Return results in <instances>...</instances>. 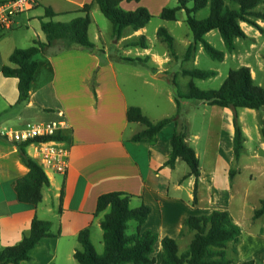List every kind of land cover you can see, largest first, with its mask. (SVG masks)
Masks as SVG:
<instances>
[{
  "label": "crops",
  "instance_id": "crops-1",
  "mask_svg": "<svg viewBox=\"0 0 264 264\" xmlns=\"http://www.w3.org/2000/svg\"><path fill=\"white\" fill-rule=\"evenodd\" d=\"M86 4L91 5V26L95 23L94 13L99 9L93 0H38L34 9L15 17L11 31L0 33V129H20L28 124L63 120L66 123L63 133L67 139L64 144L69 149L65 174L42 167L49 185L42 189L43 199L34 206L17 200L14 184L28 171L18 159V148L0 138V250L18 244L27 236L33 218L37 217L51 222L52 234L58 235L43 238L29 252L30 260L21 264H78L73 255L82 249L77 239L80 231L88 229L91 242L98 240L103 247L100 229L103 214L95 216L96 202L104 194L120 192L131 196L128 203L130 209L143 205L150 210L139 230L158 235L150 256L155 264H162V238L176 240L178 253L185 252L193 235L179 236L184 221L189 217L208 216L214 211L226 212L240 228L237 260L264 264V215L254 218V212L261 207L264 197L260 195L251 204L249 189L244 185L242 175L235 172L231 178L230 174L233 163L237 161L232 148L234 127L231 109L210 106L215 116L210 123L214 120L217 127L212 136L207 134L213 149L201 146V132L193 130L189 111L183 118L187 125L185 141L193 148L199 162L198 179L190 174L189 167L180 159H176L173 168L164 165L171 156L174 123L167 124L158 132L154 143L130 141L145 126L126 120L128 108L139 107L152 123L171 118L173 113L163 112L156 116L159 107L156 105L152 110L151 104L150 114L154 116L147 114L148 105L144 98L138 103H130L119 84L114 63L135 68L133 77H142L141 72L145 69L152 80L166 79L171 88L168 102L175 114L177 105L172 82L187 77L182 71L192 69L181 66L177 71L171 67L178 58L184 64V54L193 36L190 29L185 28L184 11L176 14L175 22L169 23L162 20L159 14L166 7L175 8L177 0L122 1L120 7L126 12H133L139 7L149 11L152 18L144 28L137 31L124 29L119 38H113L111 31L106 39L104 36L107 33L97 26V34L89 39L94 45L92 50L59 52L51 48L48 54L37 55V68L30 84L28 101L18 102V79L4 77L2 73L4 65L10 66L9 56L15 49L31 47L34 40L45 42L41 30L45 8L52 9L56 15L55 22L67 23L79 16L75 11ZM40 8L43 13L38 12ZM59 19L67 20L61 22ZM240 26L249 40L246 32L250 28L245 23H240ZM160 28L172 36L174 58L166 44L158 38ZM179 31L184 38L178 40L175 32ZM215 32L218 31L209 32L204 39L208 42V38L216 36ZM141 36L145 47L128 46ZM177 47L180 48L179 53ZM200 48V45L197 46L196 53ZM191 61L197 62L196 54ZM182 101L186 105L190 103L187 99ZM201 104L204 106V103L198 102L194 110L200 109ZM240 109L236 113L244 133L245 147L247 130L241 122ZM26 151L28 156L29 150ZM129 223H134V233L137 225ZM102 250L95 252L101 254Z\"/></svg>",
  "mask_w": 264,
  "mask_h": 264
},
{
  "label": "trees",
  "instance_id": "trees-1",
  "mask_svg": "<svg viewBox=\"0 0 264 264\" xmlns=\"http://www.w3.org/2000/svg\"><path fill=\"white\" fill-rule=\"evenodd\" d=\"M139 2L140 0H93L102 16L111 23L113 38H119L123 30L137 31L144 28L151 20L149 11L139 7L133 12H126L120 7V3ZM178 5L166 7L159 14L162 20L176 21V14L185 12V23L192 33V43L187 47L184 60H192L200 45L205 54L212 60L224 62L225 53L214 48L204 38L211 31H218L220 40L227 54H232L235 49L236 39H247L240 23L260 30L257 21L264 22V13L257 11V7L264 0H177ZM191 3V6H188ZM209 9V15L203 20H197L195 14L203 9ZM91 5L86 4L77 10L76 16L67 23L55 22L56 15L51 8L44 9L41 19V30L45 36V42L34 40L31 47L15 49L8 58V65H4L2 73L4 77L17 78L18 102L28 101L31 81L37 68L35 57L39 54H48L53 48L59 52L70 49L92 50L90 42L89 26ZM45 19V20H44ZM158 38L166 44L170 55L175 57L174 41L172 36L163 28L157 32ZM130 47H145L144 38L130 42ZM130 61V60H127ZM184 76L197 80H208L217 75L213 70H185ZM175 88L176 113L173 117H167L156 123L150 122L144 116L139 107H130L126 111V120L130 123H140L145 129L134 134L130 141L133 143H154L156 135L167 124L174 123L175 133L171 139V156L164 163L170 168L174 167L176 159L182 160L189 167L190 174L198 179L199 162L195 151L185 139L187 125L180 120L179 100L187 99L201 102L209 106H218L231 109L233 113L234 135L232 148L235 160L241 157L244 149V133L237 119L236 111L239 108L247 110H259L264 106V89L256 85L248 67L240 66L229 70L223 84L217 90L202 91L190 82L181 91L176 82H172ZM44 140H52L61 143L66 142L63 131L57 132L53 137L47 136ZM18 159L27 169L26 176L18 179L14 184L17 200L24 204L38 205L43 199L42 189L49 185L47 175L43 168L26 155L27 145H17ZM235 171H230L231 178ZM130 197L120 192H110L99 197L96 202L95 216L103 214L100 223L104 250L101 254L95 252L93 243L89 237L88 229L78 234V242L81 245L79 251H75L73 258L78 264H155L151 259L154 244L158 240L156 233L140 232V227L145 224L150 210L140 205L130 209L128 203ZM264 215V202L254 212V218ZM129 222H135L134 233L127 234ZM51 222L34 217L30 224L27 236L10 247L0 250V264H21L28 262L29 252L36 247L43 238H53ZM192 234V240L185 252L179 254L176 240L162 238V264H254L252 260L239 262L237 260L240 228L233 223L226 212H212L208 216L189 217L184 221L180 230V237Z\"/></svg>",
  "mask_w": 264,
  "mask_h": 264
},
{
  "label": "rangeland",
  "instance_id": "rangeland-1",
  "mask_svg": "<svg viewBox=\"0 0 264 264\" xmlns=\"http://www.w3.org/2000/svg\"><path fill=\"white\" fill-rule=\"evenodd\" d=\"M256 10L264 13V3L260 4ZM38 12L43 13L42 8L38 9ZM207 15H209L208 8L203 9L198 14H195V17L197 20H203L207 17ZM94 19L95 23H93L89 28V39H92L93 35L97 34V26H99L104 33H107L104 36L107 39V37L111 35V23L102 16L99 9L95 11ZM59 20H61V22H65L67 19ZM167 23H169V21H167ZM257 24L259 25L260 30L247 26L250 28L246 32L250 37L249 40L248 38L246 40L236 39V49L232 54L226 53L218 32H215V37L208 38V42L214 48L225 53L224 62L220 63L219 61L212 60L201 48L198 53H196L197 62L195 63H192L193 61H188L181 64V60L178 58L176 64L171 67L177 71H180L182 66L184 69L195 68L199 70H213L217 72L215 77L208 80H197L189 76L178 79L177 81H174L178 84V88L183 91L186 86L192 82L197 89L202 91L217 90L223 84L229 70L237 69L240 66H243L250 69L255 84L263 87L264 89V22L257 21ZM185 28L188 29L187 26H185ZM149 31H151L150 28ZM175 35H177L178 40L184 38L181 31L175 32ZM177 51L178 53L180 52L179 47H177ZM181 59L183 60V58ZM114 66L117 70L118 80L120 82L119 84L123 88L126 98L130 103H138L139 99L144 98L148 105V108H145L147 110H145L147 114L154 116L150 114V111L151 109L154 110V106L157 105L159 108L156 116H159L163 112H170L173 113L172 116L175 115L170 103L168 102L170 93L169 89L171 88L166 79H162L160 81L152 80L148 77L147 70L145 69L143 71L138 69L143 72H141L142 77H133L132 74L135 72V68L121 63H114ZM154 90L158 91V93H155ZM179 102L181 107L180 120H183L185 114L189 111L190 119L193 122V130L201 132V146L204 149H208L209 147L213 149L212 142L209 144L207 138V134L211 133L212 136L215 129L217 132L214 120L210 123V119L215 118L213 115L214 113L211 112V107L205 104L203 106V104H201L202 106H200V109L194 110L196 108L195 105L198 102L190 100V103L187 105L183 103L182 100H179ZM151 104L153 105L152 108ZM239 112L241 122L247 130V142L241 159L235 161L232 168L235 172H237L236 174L242 175V181L249 189L251 204H254L260 195H263L264 197V107L259 110H247L241 108ZM129 226L127 234L131 235L133 233L132 227L134 226V223H129ZM93 244L96 248L95 250L100 253L103 247L100 245L99 241L94 239Z\"/></svg>",
  "mask_w": 264,
  "mask_h": 264
},
{
  "label": "built area",
  "instance_id": "built-area-1",
  "mask_svg": "<svg viewBox=\"0 0 264 264\" xmlns=\"http://www.w3.org/2000/svg\"><path fill=\"white\" fill-rule=\"evenodd\" d=\"M38 0H4L0 1V33L9 32L14 27L15 17L27 10L34 9ZM66 129L63 120L39 124H28L20 129H0V138L17 147L26 143L29 158L57 174H65L68 168L69 149L64 143L44 140Z\"/></svg>",
  "mask_w": 264,
  "mask_h": 264
}]
</instances>
